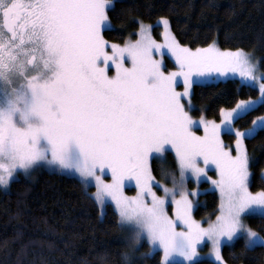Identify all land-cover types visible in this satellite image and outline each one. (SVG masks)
<instances>
[{
	"label": "snow or ice",
	"instance_id": "obj_1",
	"mask_svg": "<svg viewBox=\"0 0 264 264\" xmlns=\"http://www.w3.org/2000/svg\"><path fill=\"white\" fill-rule=\"evenodd\" d=\"M112 7V0H0V189L8 191L45 165L78 175L86 194L94 181L92 198L101 216L110 201L129 249L138 251L147 242L145 255L161 252L160 264H196L205 241L215 264H227L221 251L226 242L243 238L245 250L264 246V236L243 219L257 211L264 215V191L249 187L244 144L257 128L264 129V117L235 131V155L221 138L232 132L235 119L264 104V75H254L252 56L243 49L221 50L215 42L182 46L167 19L159 22L164 44L143 23L139 39L109 44L103 33L114 30ZM165 48L178 71L166 73L162 60L154 58ZM229 73L248 87L258 84L260 95L221 109L220 123L194 120L193 85ZM200 127L203 136L193 131ZM170 152L178 176L163 163L159 171L171 188L152 168L153 160L163 162ZM210 166L219 179L208 177ZM106 170L111 182L102 179ZM191 177L210 180L220 193V214L207 227L192 215L190 197L200 193L185 190ZM132 180L138 192L128 197L125 182ZM168 206H174V218ZM123 260L130 264L127 252Z\"/></svg>",
	"mask_w": 264,
	"mask_h": 264
},
{
	"label": "trees",
	"instance_id": "obj_2",
	"mask_svg": "<svg viewBox=\"0 0 264 264\" xmlns=\"http://www.w3.org/2000/svg\"><path fill=\"white\" fill-rule=\"evenodd\" d=\"M112 5L109 17L114 30L103 33L108 42H126L137 36L140 23L157 28L159 21L167 19L180 44L195 49L216 42L222 49H243L255 54L264 71V0H113ZM257 96L256 87L234 77L194 84L191 114L219 121L221 109ZM261 117L264 104L234 123L245 128ZM223 136L234 143L232 132L224 131ZM244 144L251 165L250 188L259 191L264 189V129H258ZM167 154L169 169L177 173L174 154ZM152 166L154 175L162 177L159 162L153 160ZM92 191L89 186L86 194L81 180L72 174L43 168L30 179L20 177L8 191L0 190V264H124L125 252L130 264H160L161 252L145 255L147 243L138 251L129 249L116 226L114 206L108 202L101 216ZM219 205L218 193L205 191L195 199V216L213 217ZM247 223L264 231V215H249ZM221 251L227 264H264V246L245 250L241 238L223 245Z\"/></svg>",
	"mask_w": 264,
	"mask_h": 264
},
{
	"label": "rangeland",
	"instance_id": "obj_3",
	"mask_svg": "<svg viewBox=\"0 0 264 264\" xmlns=\"http://www.w3.org/2000/svg\"><path fill=\"white\" fill-rule=\"evenodd\" d=\"M112 4H113V0H112ZM159 22H160V21H159ZM159 22H158V27H157V28H153V27H152L151 35H152V38H153L157 43H159V44H164V36H163L164 27H163V24H162V23H159ZM145 25H148V24H145ZM169 28H170V27H169ZM138 32H139V30L136 32V34H138ZM155 32H156V33H155ZM171 33H172V32H171ZM172 34H173V33H172ZM104 38H105V37H104ZM136 39H139V36H138V35H137L135 38H131L130 40H127L126 42H128V41H135ZM105 40H106V39H105ZM126 42H123V43H120V44L123 45V44L126 43ZM111 43H113V42L109 41V44H111ZM215 43H216V42H215ZM117 44H119V43H117ZM181 45H182V44H181ZM216 45H217V43H216ZM182 46H184V45H182ZM186 47H187V46H186ZM217 47H218V45H217ZM220 49H221V50H226V49H222V48H220ZM232 51H234V50H232ZM244 51H245V50H244ZM245 52L249 53V54L252 56V58H253V64L255 65L254 75L257 76V78H259L261 75H264V71L261 70V68H260V62L258 61V58L255 56V54H254V53H251V52H248V51H245ZM153 56H154V58L157 59V60H162L163 65H164V70H165L166 73H167V72H174V71H178V70H179V67H178V65L176 64L175 58L171 55V53H170L166 48H165V49H162L161 52H154V53H153ZM126 66H129V67H130L131 65H130V63H128V64H126ZM110 75H115V70H114V69L110 72ZM232 77L237 78V79H239V80L241 81V79H240V77H239L238 74L233 75V74L229 73L228 77H220L219 79H210V80H202V79H201V80H198V82H197L196 84H199V83H201V84H206V83H210V82H214V81H219V80H221V79H227V78H232ZM256 88H257V90H258V96H259V95H260V92H259L258 84H257ZM177 90H178V91H183L182 78H181V83H180V85L178 86ZM192 90H193V88H192ZM258 96H257V97H258ZM257 97H255V98H251V99H244V100H256ZM257 105H259V103H258ZM257 105H256V107H257ZM235 106H236V105H234L233 108H235ZM230 109H232V108H230ZM230 109H229V110H230ZM254 109H255V108H254ZM189 114L191 115V117H192L194 120H199L201 117H203L204 119H206V118H205L204 116H202V115L199 116V117H195V116H193V115L191 114V110H190ZM243 115H244V114H243ZM241 116H242V115H241ZM239 117H240V116H239ZM206 120H210V119H206ZM212 120H213V119H212ZM235 120H236V119H235ZM235 120H234V121H235ZM214 121H215L216 123H220V120H219V121H218V120H214ZM234 121L232 122V133H233V135H234L235 131H237V130H238V131H241V132H244V131H246L247 129L253 127V125H251V126H249V127H245V128H238V127L235 125ZM257 121H259V119H258ZM258 129H260V128H257V130H258ZM193 131L196 132L197 135H200V136H203V135H204L203 127H200L199 129L194 128ZM221 138H222V140L224 141V144H225L227 147H229V148H231V149L233 150V146L235 147V141H234V143H233L232 140H231L230 142H229L228 140H226V138H224V136H223V132L221 133ZM234 140H235V135H234ZM232 143H233V144H232ZM171 153L174 154V152H171ZM233 155H235V152H234V151H233ZM157 161L159 162V165H160V166H161V164L163 163V165H164L166 168L169 169L170 164H169L168 154H166V160H164L163 162L160 161V160H157ZM152 162H153V161H152ZM201 166L203 167V164H201ZM42 168H43V169H46V170H52V171H56V172H62V173L69 174V175L72 174V175L76 176L79 180H81L80 177H79L78 175L74 174V173H70V172H68L67 170H59V169H57V168H55V167H50V166H47V165L36 168L32 173L36 172L37 169H42ZM152 168H153V166H152ZM171 169H172V168H171ZM171 169H169V170H170V171H173V170H171ZM97 174L100 175L99 172H98ZM176 174H177V176H178V172H177ZM153 175H154V172H153ZM207 175H208V177H211V179H219L218 172L215 170L214 166H210V170H208ZM262 175H263V177H264V170H262ZM154 176H155V175H154ZM155 177H156V179L159 180L163 185H165V186H167V187H169V188L173 187V185H172L171 182H170V179H166V178H164V177H159V178H158L157 176H155ZM102 179H104L106 182H111V174H110L109 172H107V170H106L105 173L102 175ZM250 180H251V176H250ZM204 182H206L207 184H206V186L203 187L201 184L204 183ZM250 185H251V184H249V187H250ZM91 187H93V191H92V193L94 194L95 191H96V188H95V186H94V181L92 182ZM129 189H133L134 191H130ZM0 190L4 191L3 189H0ZM185 190H186V191H198V192L200 193V195L203 194L205 191H216V192L218 193V196H220L219 191H218L217 189H215L214 186L211 184L210 180H208V179H206V178H201L199 181H197V180L195 179V177H191V178L187 181V183L185 184ZM250 190H251V188H250ZM154 191H156L158 195L163 196V192H162V190H160V189H158V188H154ZM251 191H252V190H251ZM259 191H264V189H261V190H259ZM137 192H138V189H137V187H136V184H135V181H134V180H132V181H126V182H125L124 194H125L126 196H128V197H134V196L137 195ZM252 192L255 193V192H258V191H252ZM198 196H199V195H198ZM198 196L190 197V199H192L194 205H195V199H196ZM177 198H179V197H177ZM109 203H111V202L109 201ZM220 203H221V198H220ZM111 204H112V203H111ZM112 205H113V204H112ZM113 206H114V205H113ZM219 207H220V205H219ZM167 210H168V214L174 218V206H168V209H167ZM219 214H220V212L218 211V212L216 213V215L213 216V217H208V216L206 215V216L203 217V218H198V217L195 216V208H194L193 213H192L193 218H194L196 221L201 222V223L203 224L204 227H207L209 222L214 221L215 218H216V216L219 215ZM249 215H261V214H260V212L257 211V212H255V213H252V214H249ZM249 215H246V216H244V218H243V219H244V223H245V225L248 226V227H250V226L248 225V223H247V218H248ZM250 228H251V227H250ZM251 229H252L253 231H256V230L253 229V228H251ZM256 232H257L260 236H264V231H261V232L256 231ZM241 239H243V238H241ZM237 240H239V239H237ZM237 240H235V241H237ZM235 241H233V242H226L224 245L232 244V243H234ZM143 243H147V242H142V244H143ZM139 249H140V247H139ZM197 252H198V257L196 258V262H207V260H210V261H212V262H215V260H214V256L210 254V253H211V244H210L209 242H207V241L202 242V243L198 246V248H197ZM161 254H162V253H161ZM178 259H182V258H178ZM185 264H187V262H185Z\"/></svg>",
	"mask_w": 264,
	"mask_h": 264
},
{
	"label": "bare ground",
	"instance_id": "obj_4",
	"mask_svg": "<svg viewBox=\"0 0 264 264\" xmlns=\"http://www.w3.org/2000/svg\"><path fill=\"white\" fill-rule=\"evenodd\" d=\"M195 206V205H194Z\"/></svg>",
	"mask_w": 264,
	"mask_h": 264
}]
</instances>
